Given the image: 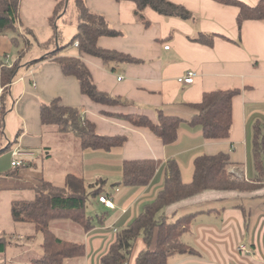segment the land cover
<instances>
[{"label":"crops","instance_id":"1","mask_svg":"<svg viewBox=\"0 0 264 264\" xmlns=\"http://www.w3.org/2000/svg\"><path fill=\"white\" fill-rule=\"evenodd\" d=\"M170 1L190 9L195 14V20L167 18L147 9L145 15L151 26L145 27L136 21V5L133 2L86 0L92 13L106 16L115 30L124 33L115 38L102 37L98 45L106 50L129 54L140 61L138 64L105 65L102 60L83 55L98 88L121 99L122 103L114 107L94 103L81 93L76 78L65 76L54 59H45L57 49L56 45L40 46L38 53L29 52L33 44L25 50V40L34 31L24 27L21 12L17 29L0 35V119L4 93L1 68L12 67L17 60L20 61L17 77L10 85L6 98L8 112L4 128H0V151L7 150L0 156L10 157L11 166L13 159L10 150L21 148L34 152L35 156L28 167L36 170L39 164L42 168L47 164L40 181L48 180L46 176L55 180L56 165L49 163L56 152L48 140V134L58 133L42 125L41 107L57 98L62 100L64 106L81 109L83 119L93 122L100 135L128 138L124 147L109 152L80 151L78 161L74 162V170L69 171L68 168L67 171L64 167V177L69 172H78L89 184L105 180L99 196L105 195L116 204L115 210H109L98 202L99 196L92 199L96 228L84 236L86 255L68 259L65 264H101V258L108 252L117 233L139 216L143 206L152 202L163 189L169 160L177 161L186 183L193 179L197 157L219 153L230 157V173L246 180L254 177V124L258 121L264 123V21H246L240 31L237 7L225 6L214 0ZM240 1L250 6L260 2ZM21 8L22 1L20 11ZM51 27L49 25L44 37H48L44 39L45 43L54 36ZM50 28L53 32H49ZM200 34L218 37L213 45H208L195 41ZM15 38L19 40L17 47L12 43ZM60 45L64 46L58 41ZM167 46L169 50L165 49ZM22 51L25 52L23 55ZM58 56L80 55L77 47L72 46ZM189 73L196 75L192 84L178 81ZM231 89H239L241 93L233 102L231 136L223 141H208L202 136L200 128L184 122L179 129L178 142L164 146L149 129L135 127L119 117L137 114L156 122L157 111L163 110L166 115L190 121L197 113L191 105L200 103L204 94ZM44 157L46 159L42 162L41 158ZM144 159L162 162L152 182L142 188L125 187L122 184L124 162ZM76 166L78 169H75ZM12 168L10 171L16 169ZM18 178L22 179L21 172ZM52 182L62 186L63 171L62 179L57 177ZM19 190L23 189L14 188L15 192ZM93 203H98L97 208ZM242 207L246 208L248 218H245ZM193 213L197 217L192 232L187 234L188 238L185 236V242L193 246L197 253L172 255L169 264H264V205L260 199L249 200L241 193L208 191L166 210L168 220ZM98 216L104 219L102 225L97 224ZM66 225L62 224L63 231L70 234L66 231L70 226ZM12 235L15 241L12 240L9 248L14 249V254L7 260L8 248L6 253L0 254V264H36L39 259L27 255L32 249L27 250L22 241L25 234ZM242 245L246 246L247 252L239 250ZM141 251L142 243L139 240L135 255ZM135 260L134 256L131 264H135Z\"/></svg>","mask_w":264,"mask_h":264},{"label":"trees","instance_id":"2","mask_svg":"<svg viewBox=\"0 0 264 264\" xmlns=\"http://www.w3.org/2000/svg\"><path fill=\"white\" fill-rule=\"evenodd\" d=\"M21 1L0 0V35L17 29V24L20 22ZM116 1L135 3L136 21L145 27L151 26V22L145 15L147 9H152L167 18L195 20V14L190 9L170 0ZM214 1L239 9L237 23L240 31L246 21H264V0H260L256 6H250L240 0ZM74 5L78 20L76 33L67 45L57 46V40L60 41L61 34L56 20L66 10L67 0H56L53 16L49 20L54 29V36L40 46L47 47L54 44L57 49L45 59H54L65 76L76 78L81 93L94 103L108 107L118 106L122 103L121 99L98 88L88 65L83 60V55L102 60L105 65L110 63L138 64L140 61L129 54L101 48L98 45L100 38L120 37L124 33L115 30L106 16L92 13L86 0H74ZM66 13L67 10L61 19L69 25L71 21L65 17ZM216 37L218 35L200 34L195 41L213 45ZM76 42L79 43L77 50L80 56H58L64 50L74 46ZM12 43L17 47L19 40L12 39ZM31 45L27 37L25 50ZM23 53L25 52L22 51V55ZM19 66L20 61L17 60L12 67L1 68V84L4 87L1 129L4 128L5 116L8 112L6 98L9 94V87L17 77ZM240 93L239 89H231L204 94L200 103L191 105L197 113L190 121H185L178 116L166 115L163 110L157 111L156 122L137 114L120 115L119 117L135 127L149 129L162 141L164 146H172L178 142L179 129L184 122L200 128L202 136L208 141H223L231 136L233 102ZM41 121L45 128L54 129L58 134L67 133L77 137L80 151L109 152L124 147L128 142L126 136L100 135L93 122L83 119L81 109L64 106L60 98L42 105ZM252 145L254 177L249 180L241 179L229 172L228 169L232 164L230 157L224 153L197 157L194 162L193 179L188 183L183 181L177 161L169 160L166 164L167 179L163 189L152 202L143 206L139 216L117 233L108 252L101 258V264H131L134 256L135 264H169L168 261L172 255L196 254L194 247L185 242V236L192 232L197 214H187L178 217L175 221H169L166 210L205 192L241 193L249 200L260 199L264 205V123L260 121L254 124ZM4 151H0V154ZM161 165V161L153 159L125 161L122 184L133 189L147 187ZM28 166L16 168L7 172L6 175L18 178L21 170ZM104 183L105 180L100 179L89 184L82 175L69 172L65 175L62 186L43 179L41 185L36 187L33 199L12 201L10 211L12 221L16 224L31 225L35 235H42L43 256L36 264H65L68 259L83 258L86 255L84 236L96 228L94 216L87 213L88 204L90 199H95L101 194ZM241 209L245 218H248L246 208ZM98 217L97 224L102 225L104 219L101 216ZM60 220L76 225L82 234V239L71 241L57 236L52 230V224ZM12 239L13 235L0 234V254L7 252ZM139 240L142 243V251L135 255V247Z\"/></svg>","mask_w":264,"mask_h":264},{"label":"rangeland","instance_id":"3","mask_svg":"<svg viewBox=\"0 0 264 264\" xmlns=\"http://www.w3.org/2000/svg\"><path fill=\"white\" fill-rule=\"evenodd\" d=\"M55 5H56V0H22L23 9L21 8L20 11L21 20L24 23V27L26 29L33 30L35 34V36L34 34L29 35V41L33 44V49L29 50L30 53L33 52L38 53L41 50L40 43L44 42L45 41L44 39L48 38V37L47 38L44 37L49 28L50 25L49 20L53 16ZM66 10L67 13L65 17L69 18V20L71 21V24L69 25L65 24L61 19L62 18L61 16L65 14ZM66 10H64V12L61 14L60 16L61 18L59 17L60 19L58 18L56 20L57 26L61 34L59 42L63 43L64 45H67L71 41L77 30L78 20H77V13L74 5V0L67 1ZM51 28L49 29V32H51V30L53 32V29ZM43 50L46 51V49ZM48 140L50 141L51 146L54 148V152H56L53 155V160L49 164L56 165L54 171L56 178L60 177V179H62V171H63V181H64V174H65L64 167L65 169H67V171L68 168L69 171H72L74 170V162L78 161L76 159H78L79 157L78 153H80L79 139L73 136L72 134L59 133L52 135L51 133H49ZM45 159H46L45 157L41 158V161L44 162ZM9 160L10 157L4 158L3 156H0V173H3L0 176V187L3 189L2 191H0V234H4V233L8 235H12V234L19 235L21 233L25 234V236L23 235L21 236H23L22 241L24 242V245L28 249L26 247L24 248L27 250H30V248L32 249L31 252H29L27 255L28 256L32 255L33 257L36 256L37 259H40L42 255V253L39 254V252H41L40 246L43 243L42 235L41 234L35 235L34 228L31 225L14 223L12 221L10 208H11V202L14 200H20V199L31 200L34 198L36 193L35 191L36 187L41 185L40 179L42 178V176L46 171L45 168L47 164H45L43 168L39 164V168L36 170L31 169L29 167H25L24 169L21 170L22 179H19L17 177L5 175V173L7 171H10V169L12 168ZM75 169H78L77 166ZM46 177L48 178V180L51 179V181L52 180L56 181V178L54 180L50 176H46ZM16 187L23 190H19L15 192L14 188ZM92 201L93 200L90 199L87 213L88 215L93 216L96 213L94 210V206H92ZM93 204L95 205V208H97L98 203L96 204L93 203ZM177 219L178 218H176L175 220ZM175 220H169V221H175ZM61 221L62 220L54 222L52 224V230L57 236L61 238H66L71 241H78L82 239L81 237L82 234L78 233L79 229L78 227H76V225L68 221L66 222H61ZM62 224H68L66 226H70L67 227L66 229V231L71 232L70 234L69 233L65 234V232L63 231L64 228L62 227ZM186 237L188 238L187 235ZM12 240L15 241L14 238ZM13 241L11 242V244H13ZM13 254H14V249L9 248L5 258L9 260L10 256H13Z\"/></svg>","mask_w":264,"mask_h":264},{"label":"built area","instance_id":"4","mask_svg":"<svg viewBox=\"0 0 264 264\" xmlns=\"http://www.w3.org/2000/svg\"><path fill=\"white\" fill-rule=\"evenodd\" d=\"M75 47H79V43H75ZM166 50H169V46L165 47ZM196 75L194 73H189L187 76L179 78V82L183 84H192L194 82ZM122 78H119V80ZM12 155V167L13 168H19L22 166H27L29 162L34 158L35 154L34 152H29L27 150H23L21 148H16L14 150L10 151ZM99 201L102 203L107 209L109 210H115L116 204L115 202L108 198L105 195L99 196ZM240 250L247 252L246 246L242 245L240 247Z\"/></svg>","mask_w":264,"mask_h":264},{"label":"water","instance_id":"5","mask_svg":"<svg viewBox=\"0 0 264 264\" xmlns=\"http://www.w3.org/2000/svg\"><path fill=\"white\" fill-rule=\"evenodd\" d=\"M68 1V0H67ZM57 46H58V41H57Z\"/></svg>","mask_w":264,"mask_h":264}]
</instances>
